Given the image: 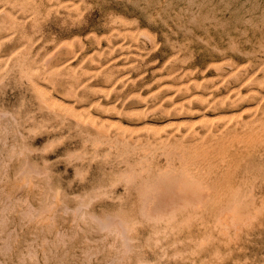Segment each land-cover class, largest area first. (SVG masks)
Returning <instances> with one entry per match:
<instances>
[{
	"label": "rangeland",
	"instance_id": "1",
	"mask_svg": "<svg viewBox=\"0 0 264 264\" xmlns=\"http://www.w3.org/2000/svg\"><path fill=\"white\" fill-rule=\"evenodd\" d=\"M0 264H264V0H0Z\"/></svg>",
	"mask_w": 264,
	"mask_h": 264
}]
</instances>
